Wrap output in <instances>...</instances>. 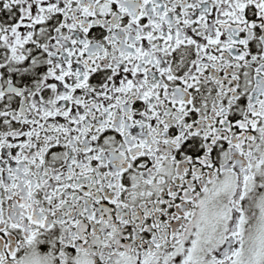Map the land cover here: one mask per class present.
<instances>
[{
	"label": "snow or ice",
	"instance_id": "6c2138e0",
	"mask_svg": "<svg viewBox=\"0 0 264 264\" xmlns=\"http://www.w3.org/2000/svg\"><path fill=\"white\" fill-rule=\"evenodd\" d=\"M0 264H264V0H0Z\"/></svg>",
	"mask_w": 264,
	"mask_h": 264
}]
</instances>
